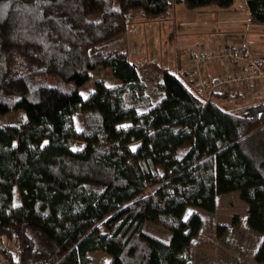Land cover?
<instances>
[{"label":"trees","instance_id":"trees-1","mask_svg":"<svg viewBox=\"0 0 264 264\" xmlns=\"http://www.w3.org/2000/svg\"><path fill=\"white\" fill-rule=\"evenodd\" d=\"M234 2L0 0V113L23 114L0 122V264H98L93 251L110 256L103 264H187L199 209L229 191L247 204L264 264V97L222 107L224 89L205 99L202 77L196 92L162 68L151 104L123 40L133 11ZM247 6L249 21L264 23V0ZM98 66L119 82L96 80L83 95Z\"/></svg>","mask_w":264,"mask_h":264},{"label":"rangeland","instance_id":"rangeland-1","mask_svg":"<svg viewBox=\"0 0 264 264\" xmlns=\"http://www.w3.org/2000/svg\"><path fill=\"white\" fill-rule=\"evenodd\" d=\"M172 26V8L167 14L156 18L143 17L136 10L131 14L127 30L123 36L129 59L138 63L140 67L141 77L146 85V94L151 104H154L160 97L156 92V83L161 75V69L176 70V68H173L174 64L172 61L173 57L176 56V50L178 46L180 47V43H175L177 33L172 29ZM223 48L221 49L223 50ZM221 51L211 54L204 52L202 55L207 56V62L213 59L219 65H225L230 61L231 57H227L226 61L216 57V55L221 54ZM238 52L243 53L244 51L238 50ZM212 54L214 58L211 57ZM240 55L247 56L242 59L237 57L243 62V68L240 72L225 77L215 75L213 77L228 79L233 76L239 77L241 74L245 75L246 78L250 76L247 80L229 82L223 88L228 85L239 84L243 85V88L253 86L251 89L254 91L257 85L251 84H256V81H264V59L251 52L249 55L244 53ZM249 63L253 64L247 65ZM251 65L257 66L259 71L257 70L256 73L250 72L249 66ZM185 68L191 72L193 77H202V81L197 86L201 88V93L197 92L196 89L194 90L206 99L209 96L208 89L200 85L205 80L203 79L205 75L201 61L199 63L198 58L190 60L185 65ZM255 74L259 75L252 77ZM96 80H102L108 85H114L119 82L112 75L109 68L98 66L91 72L90 79L79 88L83 95H87L89 91L94 89ZM204 89H207L206 97L202 93ZM243 90L245 91V89ZM243 94H246V92H243ZM251 96L254 100L260 98L258 96L264 97V85H262L259 93L251 92ZM247 97L246 95L237 98L230 97L219 99L218 102L222 107H230L231 109L251 101ZM148 108L149 105H146L140 107L139 110L145 111ZM22 115L20 111L0 113V122L17 124L21 120ZM81 117L80 111L74 114L75 124L79 128L81 127ZM16 196H18V191H16ZM199 212L202 222L194 236L187 264H257L253 258V253L261 237L258 232L247 225V204L240 198L237 191L217 194L215 209L213 211L199 209ZM144 228L158 237L168 238V231L159 225L148 222L144 225ZM90 256L92 261L98 264L106 263L110 259V256L102 251H93Z\"/></svg>","mask_w":264,"mask_h":264},{"label":"crops","instance_id":"crops-1","mask_svg":"<svg viewBox=\"0 0 264 264\" xmlns=\"http://www.w3.org/2000/svg\"><path fill=\"white\" fill-rule=\"evenodd\" d=\"M172 25V29L177 33L175 43H180L172 61L176 70H172L193 90L197 78L191 75L185 65L204 52L211 54L221 51L226 42L234 45L241 52L244 51L245 54L249 55L251 52L264 59V23L249 21L247 0H235L234 6L228 9H220L215 5L186 9L181 3H174ZM206 60L202 61V70L206 76L225 77L238 73L243 68V62L237 57H231L225 65H219L213 59L208 62ZM251 85H257L256 90L252 91L253 86L243 88V85L239 84L228 85L224 88L228 95L226 98L246 95L248 100H253L251 92L259 93L264 81H256V84Z\"/></svg>","mask_w":264,"mask_h":264},{"label":"built area","instance_id":"built-area-1","mask_svg":"<svg viewBox=\"0 0 264 264\" xmlns=\"http://www.w3.org/2000/svg\"><path fill=\"white\" fill-rule=\"evenodd\" d=\"M220 53L221 54L216 55V57L221 58V60H225V61H226L227 57H239L240 59L247 57V56L240 55L243 53L245 54V52L239 53L237 48L232 44L226 45ZM212 56H213V54L211 55V57ZM206 58H207V56H205V55H201L200 57H198L199 63L201 60H204ZM250 64H253V63H249L247 65H250ZM257 70H258L257 66H255V65L249 66L250 72L256 73ZM258 75L259 74H255V75H252V77L258 76ZM249 78H250V76L248 78H246V76L243 74H241L239 77L233 76V77H230L228 79H217V78L213 77L212 80H210V81L205 79L203 82H201L200 85H202L203 88H207L208 90L207 89L206 90L209 92V91L214 90V89L223 90L224 89L223 87L225 86V84H227L229 82H234V81H239V80H247ZM3 249H6V247L3 246Z\"/></svg>","mask_w":264,"mask_h":264},{"label":"bare ground","instance_id":"bare-ground-1","mask_svg":"<svg viewBox=\"0 0 264 264\" xmlns=\"http://www.w3.org/2000/svg\"><path fill=\"white\" fill-rule=\"evenodd\" d=\"M2 264H4V263H2Z\"/></svg>","mask_w":264,"mask_h":264}]
</instances>
